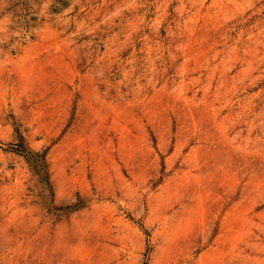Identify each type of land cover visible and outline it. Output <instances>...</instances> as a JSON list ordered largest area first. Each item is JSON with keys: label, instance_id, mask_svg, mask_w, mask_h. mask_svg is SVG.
<instances>
[{"label": "rangeland", "instance_id": "obj_1", "mask_svg": "<svg viewBox=\"0 0 264 264\" xmlns=\"http://www.w3.org/2000/svg\"><path fill=\"white\" fill-rule=\"evenodd\" d=\"M0 264H264V0H0Z\"/></svg>", "mask_w": 264, "mask_h": 264}]
</instances>
